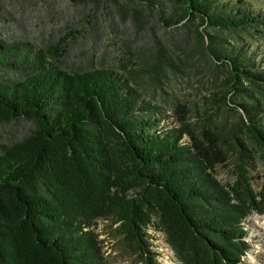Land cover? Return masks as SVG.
I'll return each instance as SVG.
<instances>
[{
  "label": "trees",
  "instance_id": "trees-1",
  "mask_svg": "<svg viewBox=\"0 0 264 264\" xmlns=\"http://www.w3.org/2000/svg\"><path fill=\"white\" fill-rule=\"evenodd\" d=\"M51 1L0 0V264H106L100 219L117 223L146 264H157L148 230L164 235L181 264H236L244 219L264 214V14L245 0H60L88 10L44 36L18 12ZM107 5L116 17L144 14L194 33L225 73L210 95L261 152L259 190L241 172L234 182L213 174L227 146L245 150L242 141L194 132L186 109L165 111L125 67L65 60L97 25L93 9L106 18ZM118 36L106 24V40ZM8 127L25 131L10 139Z\"/></svg>",
  "mask_w": 264,
  "mask_h": 264
},
{
  "label": "rangeland",
  "instance_id": "rangeland-1",
  "mask_svg": "<svg viewBox=\"0 0 264 264\" xmlns=\"http://www.w3.org/2000/svg\"><path fill=\"white\" fill-rule=\"evenodd\" d=\"M244 5L264 14V0H245ZM88 6L79 9L53 0L31 7L23 3L18 13L21 18L35 17L43 35L49 36L50 29L76 22V18L88 10ZM99 7L93 9L98 18L97 25L88 30L79 42H72L65 60L79 69L125 67L142 93L159 102L165 111L173 113L175 104L186 109L185 120L194 132L200 133L202 128H206L224 138L234 140L235 137L242 141L245 150L237 147L235 151L227 146L226 161L217 165L213 174L221 182H234L241 172L250 186L259 190L263 180L261 152L247 137L231 111L210 95L221 88L225 73L207 59L194 33L191 30L179 32L162 27L144 14L140 19L116 17L111 5H107L104 11L107 12L106 18H101L99 13L103 10ZM111 22L119 35L113 44L105 38V26ZM261 41L264 43V37ZM23 131L25 129L15 127L5 130L10 139H15ZM237 151L247 155L242 159ZM242 176L238 177L241 181ZM243 229V240L247 247L236 264H264V214L251 212L243 221ZM95 231L101 240L106 264H146L133 245L123 239L117 223L100 219ZM148 232L152 236L149 249L154 252L157 264H181L162 233Z\"/></svg>",
  "mask_w": 264,
  "mask_h": 264
}]
</instances>
